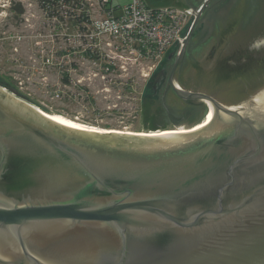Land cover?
I'll return each instance as SVG.
<instances>
[{"label":"water","instance_id":"water-1","mask_svg":"<svg viewBox=\"0 0 264 264\" xmlns=\"http://www.w3.org/2000/svg\"><path fill=\"white\" fill-rule=\"evenodd\" d=\"M209 1L172 51L204 35ZM231 38H206L181 79L219 103L168 82L212 109L190 132L81 131L0 86V264H264V55L214 87Z\"/></svg>","mask_w":264,"mask_h":264},{"label":"rangeland","instance_id":"rangeland-1","mask_svg":"<svg viewBox=\"0 0 264 264\" xmlns=\"http://www.w3.org/2000/svg\"><path fill=\"white\" fill-rule=\"evenodd\" d=\"M142 1L152 9L185 7L179 0ZM18 5L23 10L20 15ZM0 14H3L0 16V82L8 83L12 88L0 86L17 98L46 114H59L101 130L137 134L178 128L155 113L152 103L145 98L150 82L162 63L156 68L140 66L141 74L133 68L121 83L119 76L110 82L103 81L99 62L79 58L76 61L78 69L63 72H69L72 78L71 84L66 86L59 81L60 71L52 66L46 68L44 63L47 52L49 61H52L51 56L54 57L57 46L59 49L63 46V42L57 41L62 33L57 21L52 22L48 16H42L37 4L31 0L0 6ZM60 18L64 33L73 35L75 25ZM65 60L64 65L67 66L70 61ZM130 79L131 83L125 82ZM79 86L89 92V100L82 97Z\"/></svg>","mask_w":264,"mask_h":264},{"label":"built area","instance_id":"built-area-1","mask_svg":"<svg viewBox=\"0 0 264 264\" xmlns=\"http://www.w3.org/2000/svg\"><path fill=\"white\" fill-rule=\"evenodd\" d=\"M36 3L38 0H31ZM46 0L42 16L57 21L61 52L90 51L104 68L101 78L111 81L119 76L121 83L129 70L140 66L156 68L174 49L196 16V9H152L142 0ZM22 4L23 0H0V6ZM54 4V5H52ZM3 12V10L1 11ZM3 14H0L2 16ZM20 15V14H19ZM24 16V15H21ZM62 17L75 25L73 35L64 33ZM76 42L79 44L77 45ZM74 53V54H75ZM67 55H62L60 64ZM141 74V73H140ZM143 76V74H142ZM117 77V78H116ZM117 81V80H116ZM132 79L126 81L131 83ZM115 82V81H114ZM120 97V96H117Z\"/></svg>","mask_w":264,"mask_h":264},{"label":"flooded vegetation","instance_id":"flooded-vegetation-1","mask_svg":"<svg viewBox=\"0 0 264 264\" xmlns=\"http://www.w3.org/2000/svg\"><path fill=\"white\" fill-rule=\"evenodd\" d=\"M200 6L193 9L197 10ZM262 10H264V5H261L260 0H210L199 19L200 21L204 18L202 28H200L204 35L197 40L196 44H190V38L183 53H180L181 49L168 52L150 82L147 94L155 113L157 112L175 126L186 125L192 128L201 123L212 109L209 110L203 99L183 100L178 97L170 88L169 80L183 92L202 94L216 101L212 95L185 87L181 81L188 67L196 66L193 53L199 49L206 38L209 39L213 35L217 37L219 32L229 33L232 36L223 44L222 58L217 57L215 70L210 78L211 82L207 81L210 84L216 83L214 87L219 86L221 79L227 73L246 68L245 66L255 63L253 59L264 55V11L261 12ZM235 16H238V19L234 18ZM228 26L231 28L227 29ZM243 33H246L245 36L241 35ZM217 46L216 43L210 51L211 57ZM247 57H251L252 60H248ZM200 78V82L203 83L202 72ZM216 113L217 120L211 127H215L218 122L219 113Z\"/></svg>","mask_w":264,"mask_h":264},{"label":"trees","instance_id":"trees-1","mask_svg":"<svg viewBox=\"0 0 264 264\" xmlns=\"http://www.w3.org/2000/svg\"><path fill=\"white\" fill-rule=\"evenodd\" d=\"M48 3H50L49 8L55 7V6L51 7V2H49V0H48ZM38 4H39V8L46 9V0H38ZM52 5H54V4H52ZM17 11H18V14H21L23 12L21 6H19V5L17 6ZM48 17L51 18L53 16H48ZM57 41H59L58 38H57ZM74 53H75V51L71 48L68 49L67 52H65V51L61 52L57 46L56 53H55L54 57H53V55L51 56L53 58L52 61H49L50 59L48 57L49 56L48 52L46 53L45 60H44L46 68L52 66V67H55V70L60 71L61 78L59 79V81L61 84L66 85V86L71 84L72 78L69 75V72L63 73L64 71H73L75 69H78L79 66H78L76 61L79 58L83 59V60L90 61V62H93V61H95V59H97L96 56L93 53H91L90 51H84L81 53L76 52L75 54ZM67 54H68V57L66 56V60L69 59V61H70L68 63V65L65 66L64 65L65 63L60 64V58L62 57V55H67ZM66 60H65V62H66ZM100 68L102 70L101 73L103 75L104 68L102 66H100ZM0 85L12 88V86L6 82L5 83L0 82ZM78 88L83 92L82 97L89 100L90 96L87 95L89 92H87L86 88H82V87L80 88V86ZM56 115H59V114H56Z\"/></svg>","mask_w":264,"mask_h":264},{"label":"bare ground","instance_id":"bare-ground-1","mask_svg":"<svg viewBox=\"0 0 264 264\" xmlns=\"http://www.w3.org/2000/svg\"><path fill=\"white\" fill-rule=\"evenodd\" d=\"M210 110V108H209ZM50 118L52 120H54L55 122L62 124L66 127L69 128H73V129H77V130H81V131H87V132H96V133H119V134H128V135H134V136H156V135H162V134H173V133H185V132H190L196 129H199L203 126H205L207 123H209L211 116H212V110H210L207 115L206 118L199 123L198 125L190 128V129H181V128H177L175 130L172 131H154V132H148V133H137V134H130V133H121V132H116V131H110V130H101L95 127H91V126H85L83 124L77 123L75 121H72L62 115H54V114H49Z\"/></svg>","mask_w":264,"mask_h":264},{"label":"crops","instance_id":"crops-1","mask_svg":"<svg viewBox=\"0 0 264 264\" xmlns=\"http://www.w3.org/2000/svg\"><path fill=\"white\" fill-rule=\"evenodd\" d=\"M179 2H182L184 4V8H197L198 4L196 0H179Z\"/></svg>","mask_w":264,"mask_h":264}]
</instances>
